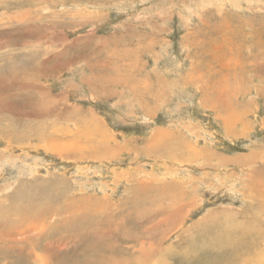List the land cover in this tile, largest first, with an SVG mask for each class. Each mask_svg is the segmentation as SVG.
I'll return each instance as SVG.
<instances>
[{"label":"rangeland","instance_id":"374dc122","mask_svg":"<svg viewBox=\"0 0 264 264\" xmlns=\"http://www.w3.org/2000/svg\"><path fill=\"white\" fill-rule=\"evenodd\" d=\"M0 99V264H194L264 234V0H0Z\"/></svg>","mask_w":264,"mask_h":264},{"label":"bare ground","instance_id":"6f19581e","mask_svg":"<svg viewBox=\"0 0 264 264\" xmlns=\"http://www.w3.org/2000/svg\"><path fill=\"white\" fill-rule=\"evenodd\" d=\"M28 3V2H27ZM38 3V2H37ZM41 3V2H40ZM19 5V4H18ZM30 6H31V4H30ZM14 7V6H13ZM19 7H22V6H19ZM25 14V13H24ZM23 14V15H24ZM9 16V15H8ZM27 16H29V14H25L23 17L21 16V18H19V20H20V22L21 21H25V20H27ZM81 16V15H80ZM34 17H36V20H42L43 18L40 16V15H38V13H36L35 14V16ZM9 18L10 19H12L11 18V16H9ZM9 21V20H8ZM19 22V21H18ZM15 23H17V22H15ZM6 41V40H5ZM4 41V42H5ZM7 42V41H6ZM40 42H42L41 40H40ZM2 44V43H1ZM14 68V67H13ZM11 69V68H10ZM9 69V70H10ZM16 69V68H15ZM14 69V70H15ZM20 69V68H19ZM32 69V68H31ZM26 70V69H25ZM10 71H12V70H10ZM17 71V70H16ZM21 71V70H20ZM13 72V71H12ZM12 74V73H11ZM22 74V73H21ZM30 74H32L33 76H34V78L36 79V80H38L39 78H41V76L43 75V72L41 71H38V69L37 70H34L33 72H31V71H29L28 72V75H30ZM5 76V75H4ZM37 76H39V77H37ZM13 78V77H12ZM33 78V77H32ZM38 78V79H37ZM7 79V78H6ZM34 80V79H33ZM20 87V91L21 90H24L25 89V87H22V86H19ZM17 92V91H16ZM37 93H39V89H38V91H37ZM40 93H41V91H40ZM39 93V94H40ZM13 94V93H12ZM14 95V94H13ZM12 96V95H11ZM40 97H42V101L43 100H45L44 102L45 103H48V102H50L49 101V96L48 95H46V93L44 94V95H40ZM40 97H39V101H40ZM1 100V99H0ZM13 101V100H12ZM1 103H2V100H1ZM12 103V102H11ZM51 103V102H50ZM49 103V104H50ZM35 107H33V108H37L38 106H39V104H38V102H37V100H35V103L33 102L32 103ZM11 105V104H10ZM41 106V105H40ZM43 106V105H42ZM227 106V105H226ZM65 107V106H64ZM41 109H42V111H44V112H47L48 111V106H45V107H40ZM226 109V108H225ZM15 109H12V111H14ZM38 112H39V110H38ZM17 113V112H16ZM27 115V114H26ZM56 115V114H55ZM19 116V115H18ZM21 116V115H20ZM23 116V115H22ZM58 120V119H57ZM17 121V120H16ZM231 121V120H230ZM15 122V121H14ZM22 122V121H21ZM227 123H230L231 124V122H227ZM230 128H231V126H230ZM90 130V129H89ZM16 134V133H15ZM18 134V133H17ZM230 135V134H229ZM19 136V135H18ZM16 137V136H15ZM13 138V137H12ZM85 139V138H84ZM150 149V148H149ZM254 182V181H253ZM255 185V184H254ZM263 185V184H262ZM251 186V185H250ZM167 189V188H166ZM250 189V188H249ZM255 189H257V188H255ZM253 190V189H252ZM248 191V190H247ZM262 193V192H261ZM254 194V193H253ZM259 194V193H258ZM134 197V196H133ZM148 200V199H147ZM256 200V199H255ZM255 200H254V202H255ZM150 202H152V201H150ZM258 203V202H257ZM133 204V203H132ZM143 204V203H142ZM157 204V203H156ZM159 205V204H158ZM139 206V205H138ZM261 206V205H260ZM264 206V205H263ZM262 207V206H261ZM187 208V205L186 204H179L176 208L174 207V210H175V212H173L174 213V216L175 217H177V216H179V215H181V213L185 210ZM140 209V208H139ZM169 209V208H168ZM263 209V208H262ZM162 211H164V210H162ZM161 217H165V216H161ZM171 218H172V216L171 215H167L166 216V218L165 219H163L161 222H159V224L158 225H164V226H166V225H168L169 224V221L171 220ZM79 218H77V220H78ZM161 219V218H160ZM69 220V219H68ZM80 220V219H79ZM90 220V219H89ZM256 220V221H255ZM255 222H257L258 220H257V218H255ZM91 221V220H90ZM92 221H93V219H92ZM157 221H158V219H157ZM73 222V221H72ZM82 222V221H81ZM85 222V221H84ZM83 223V222H82ZM154 223V222H153ZM155 223V224H156ZM252 223V222H251ZM70 224V223H69ZM69 224H65V226H70ZM75 224V223H74ZM154 224V225H155ZM254 224V223H253ZM253 224H251V225H243V224H239L238 226L240 227V232H239V235L237 236V235H235V241L233 242V244H232V246H234V244L235 245H239V242H241V243H248V246H247V248L246 249H242V250H239V251H237V252H235V254L233 255L232 253H230V252H228V253H224V254H221V255H216V257L214 258V259H211L209 256H208V254L207 255H205V254H203V255H205L204 257H203V255H201L199 258H198V260H196V262L194 263V264H202L201 263V261L202 260H204L205 261V263L204 264H264V247H263V249H261V250H259V248H260V244H259V242H257V243H255L254 242V240H256L254 237L255 236H252L253 234H256V233H258V234H260V235H264L260 230H259V228L258 227H256V225H253ZM174 225V224H173ZM172 225V226H173ZM231 226H233L234 227V223H231L230 224ZM77 226H79V225H77ZM76 226V227H77ZM82 226V225H81ZM80 226V227H81ZM97 226V225H96ZM153 226V225H152ZM152 226H150V227H152ZM215 226V225H214ZM71 227V226H70ZM75 227V226H74ZM75 227V228H76ZM163 227V226H162ZM83 228H84V226H83ZM153 228V227H152ZM159 228V227H158ZM64 229H66V228H64ZM80 229V228H79ZM99 229V228H98ZM172 229V228H171ZM220 229V228H219ZM152 230V229H151ZM153 230H154V228H153ZM224 230V231H223ZM225 230H227V227L226 226H224V225H221V229L219 230V234H218V236H216V234H215V236H214V234H213V232L212 231H214V230H211L210 229V231L212 232V234H213V237H215V238H217V240L218 239H222L223 237H221L222 236V234L223 233H226L227 231H225ZM79 231V230H78ZM145 231H146V229H145ZM147 232V231H146ZM80 233V232H79ZM85 234V233H84ZM229 234V233H228ZM251 235V239L253 240V241H250L248 238H249V236ZM149 237V236H148ZM213 237H203V238H200V240H202V242H204V244H209V243H211V241H213L214 239H212ZM86 239V238H85ZM88 239V238H87ZM216 240V241H217ZM263 241H264V238L262 239ZM164 241V240H163ZM247 241V242H246ZM256 241H258V240H256ZM236 242V243H235ZM142 243H144V242H142ZM158 243V242H157ZM198 243V242H197ZM154 244V245H153ZM153 244H149V246L148 247H139L140 248V250H139V253H138V257L136 256V258H134V256L132 255V257H131V259H129V261H125L126 262V264L128 263V264H150V263H152L151 261H149L148 260V257H149V255H151V254H153L154 252H155V250H156V247H158L157 245L155 246V243H153ZM222 244L223 243H218V247L219 246H222ZM85 245H86V248H87V250L89 251V252H91V251H93L94 252V254H95V256H97L98 254H97V250L100 248V249H103L104 248V246L103 245H105V242L102 244L101 243V245H97V244H90V243H85ZM143 245H145V244H143ZM202 245V244H201ZM146 246V245H145ZM162 246V245H161ZM204 246V245H203ZM202 246V247H203ZM45 247V246H44ZM201 247V248H202ZM207 247V246H206ZM204 248V247H203ZM203 248H202V250H203ZM47 249V248H46ZM85 249V248H84ZM158 250H156V251H158L160 254H161V252H162V250L163 249H161V248H157ZM225 249V248H224ZM0 250H2V246H0ZM91 250V251H90ZM99 251V250H98ZM102 251V250H101ZM205 251V250H204ZM135 252V251H134ZM199 252V251H198ZM30 254V253H29ZM107 254V255H106ZM114 254V253H113ZM113 254L110 252L109 254L108 253H104V254H102L101 256H99L100 258H94L92 255H91V253H90V255L91 256H87V258L86 259H81L79 262H78V264H120V262H121V260L120 259H118L117 257L115 258L114 256H113ZM135 254V253H134ZM36 255V254H35ZM80 255V254H79ZM89 255V254H88ZM136 255V254H135ZM162 255V254H161ZM6 256V255H5ZM42 256V255H41ZM46 256V255H45ZM153 256V255H152ZM80 257V256H79ZM125 257V256H124ZM184 257V256H183ZM2 258V257H1ZM71 258V257H70ZM155 258V257H154ZM153 258V259H154ZM188 258V257H187ZM202 258V259H201ZM33 259V258H32ZM125 259V258H124ZM157 259V258H156ZM46 261H45V263L47 262V260L48 259H45ZM75 260H77V259H75ZM159 260V262L162 260H160V259H158ZM157 261V260H156ZM203 261V262H204ZM2 262V261H1ZM49 262H50V260H49ZM76 262V261H75ZM81 262V263H80ZM162 262V261H161ZM169 262V261H168ZM167 262V263H168ZM38 263H41V260L39 259V257H37V256H35L34 257V262H32V264H38ZM166 263V262H165ZM170 263V262H169ZM76 264V263H75Z\"/></svg>","mask_w":264,"mask_h":264}]
</instances>
